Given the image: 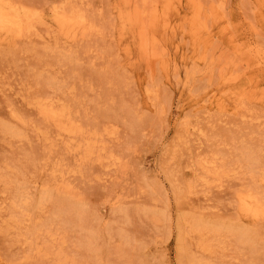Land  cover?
<instances>
[{
    "label": "rangeland",
    "instance_id": "1",
    "mask_svg": "<svg viewBox=\"0 0 264 264\" xmlns=\"http://www.w3.org/2000/svg\"><path fill=\"white\" fill-rule=\"evenodd\" d=\"M9 8L0 264H264V0Z\"/></svg>",
    "mask_w": 264,
    "mask_h": 264
},
{
    "label": "bare ground",
    "instance_id": "2",
    "mask_svg": "<svg viewBox=\"0 0 264 264\" xmlns=\"http://www.w3.org/2000/svg\"><path fill=\"white\" fill-rule=\"evenodd\" d=\"M70 18V17H69ZM73 18V17H72ZM76 19V24H83L84 16L81 14H76L74 16ZM30 21V14L28 12L21 9L9 8L7 12L1 13L0 17V28H6L8 31H18L21 32V25L25 22ZM65 22H70V20H64ZM72 23V22H71ZM25 28V27H24ZM42 105V104H41ZM43 106V105H42ZM45 114L48 112H44ZM65 111L60 110L59 113L55 114V116L65 117ZM241 210L245 212L248 216H251L255 219L264 218V206L260 204V202L252 195L247 194L241 196L239 198Z\"/></svg>",
    "mask_w": 264,
    "mask_h": 264
}]
</instances>
